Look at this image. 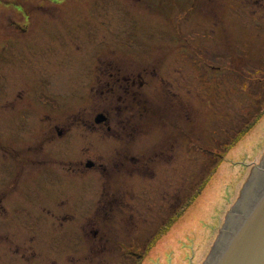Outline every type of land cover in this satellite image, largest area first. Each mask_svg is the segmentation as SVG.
<instances>
[{
	"label": "rangeland",
	"instance_id": "rangeland-1",
	"mask_svg": "<svg viewBox=\"0 0 264 264\" xmlns=\"http://www.w3.org/2000/svg\"><path fill=\"white\" fill-rule=\"evenodd\" d=\"M3 144L0 264H202L264 154V0H0Z\"/></svg>",
	"mask_w": 264,
	"mask_h": 264
},
{
	"label": "water",
	"instance_id": "water-1",
	"mask_svg": "<svg viewBox=\"0 0 264 264\" xmlns=\"http://www.w3.org/2000/svg\"><path fill=\"white\" fill-rule=\"evenodd\" d=\"M104 118L100 113L98 122ZM202 264H264V154Z\"/></svg>",
	"mask_w": 264,
	"mask_h": 264
},
{
	"label": "flooded vegetation",
	"instance_id": "flooded-vegetation-1",
	"mask_svg": "<svg viewBox=\"0 0 264 264\" xmlns=\"http://www.w3.org/2000/svg\"><path fill=\"white\" fill-rule=\"evenodd\" d=\"M129 77H127V79H128ZM135 96V97H134ZM133 96V99H135L137 96H139V95H134ZM114 110V112L113 111H111V110H109V111H105V112H99V113H95V122H97V124H99L100 126H105V124H109V122L111 121V116L113 115H115L116 114V118H117V116H122L120 113L121 112H123L124 111V109H123V107L122 106H118V108L115 110V109H113ZM147 111L149 112V110L147 109V108H144L143 110H139L138 112H139V116H142V113H144L143 115H147ZM100 113H102L103 115H104V118L101 120L102 121V123H98V115L100 114ZM115 113V114H114ZM150 114V113H149ZM74 115H78V114H74V113H72V114H69V115H67L66 116V120H67V124H65V128H66V133L65 134H63L64 133V129H63V127L64 126H62L61 128L55 123L54 124V128L57 130V133L59 134V136L58 137H62V136H65V135H67V133L70 131V129H71V126H72V123L74 122V119L72 118V116H74ZM40 118L39 120H41V121H49V122H55V120H57V118L54 116V115H51V114H49V113H42V115H37V118ZM75 120H78L79 122H81L83 125L85 124H87L88 123V119L86 118V119H83V115H79V117L77 118V119H75ZM116 123H117V125L118 126H123V127H127V125L125 126L124 125V123H125V121L123 120V119H121L120 120V118H118V121L116 120ZM127 123H129V121L127 120ZM50 126V125H49ZM180 126V125H179ZM109 128H110V125L108 126ZM125 128H123V129H125ZM49 129V128H48ZM179 129V128H178ZM179 131L181 132V129H179ZM182 131H184V129L182 128ZM57 139V138H56ZM55 140V139H54ZM46 141H53V140H45V141H43V143L44 142H46ZM35 141H33L32 143H34ZM28 145H30V147L29 146H27V147H25V150L26 151H28V150H33L34 148H36V150L38 149V146H34V145H32V144H28ZM2 149H3V154L6 156V160H10L11 162H13L14 164L16 163H18V162H15V160H19L20 161V159L22 158V159H24L23 157H22V154H23V152L22 151H20L24 146L23 145H21V146H16V147H22V148H16V147H11V145H5V144H3L2 146H0ZM17 154V155H15V154ZM4 157V156H3ZM12 158H13V160H12ZM27 158V157H26ZM90 163H93V162H89L88 164L86 163L85 165L87 166V167H89L90 165ZM94 165V164H93ZM11 191V190H10ZM1 196V198H0V214H2V213H4L5 212V209H6V204L5 203H12L13 201H14V197H15V195L12 193V192H10V193H8V194H3V195H0ZM120 202H121V198L119 197V196H115L111 201H110V205H109V208H113V207H115V206H118L119 208H120ZM113 204H115V205H113ZM129 204V203H128ZM130 211H131V209H130ZM108 216H110V215H108V214H105L104 215V219L106 218H108ZM95 225H99V226H95V227H93L92 228V234L94 235V243H92V245L93 246H95L96 247V250H97V252L100 254V253H103L106 249H107V241H109V240H106V241H103L104 240V238H103V235H101L100 237H98V235L100 234V230L101 229H104L103 228V226H101L100 225V223L99 222H97ZM2 232H4L3 230H2ZM96 236V237H95ZM2 239V241H1V243H0V247H3V246H7L8 244H10V245H13V244H11L15 239H13V238H10L8 235H5V237H2L1 238ZM16 240H17V238H16ZM106 242V243H105ZM15 251H14V253L17 251V252H19L16 248L14 249ZM0 254H2V253H0ZM20 255H22V256H26L25 254H23V253H19Z\"/></svg>",
	"mask_w": 264,
	"mask_h": 264
},
{
	"label": "trees",
	"instance_id": "trees-1",
	"mask_svg": "<svg viewBox=\"0 0 264 264\" xmlns=\"http://www.w3.org/2000/svg\"><path fill=\"white\" fill-rule=\"evenodd\" d=\"M260 114H261V113H260ZM260 114H259V115H260ZM259 115H258V116H259ZM251 124H252V123H251ZM251 124H250L249 126H251ZM249 126H248V127H249ZM250 128H251V127H250ZM246 130H247V129L243 130L244 132H243L242 135L239 136V138L242 137V136L245 134ZM234 142H235V141H234ZM234 142L231 143V144H229V145H227L226 149H229V148L231 147V145L234 144ZM172 219H173V218H171L170 220H172ZM163 226H164L163 228H165V225H163ZM163 228H162V229H163Z\"/></svg>",
	"mask_w": 264,
	"mask_h": 264
}]
</instances>
